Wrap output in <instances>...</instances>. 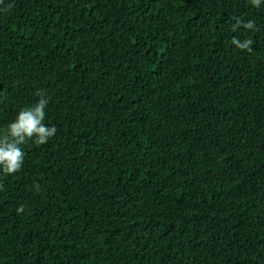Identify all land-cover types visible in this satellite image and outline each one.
<instances>
[{
	"label": "trees",
	"instance_id": "16d2710c",
	"mask_svg": "<svg viewBox=\"0 0 264 264\" xmlns=\"http://www.w3.org/2000/svg\"><path fill=\"white\" fill-rule=\"evenodd\" d=\"M37 90L0 264H264V7L0 0V128Z\"/></svg>",
	"mask_w": 264,
	"mask_h": 264
},
{
	"label": "clouds",
	"instance_id": "9594fccd",
	"mask_svg": "<svg viewBox=\"0 0 264 264\" xmlns=\"http://www.w3.org/2000/svg\"><path fill=\"white\" fill-rule=\"evenodd\" d=\"M249 4L253 8H261L264 7V0H249ZM237 27L245 31L257 30L251 20L243 23L238 21L233 30ZM251 44L252 41L248 39L233 37L231 40V45L239 51L250 50ZM35 95V103L21 107L6 127L0 128V175L12 176L22 169L25 158L23 146L26 143L31 141L36 145H45L57 133L55 126L46 123V108L49 105L47 94L37 90Z\"/></svg>",
	"mask_w": 264,
	"mask_h": 264
}]
</instances>
